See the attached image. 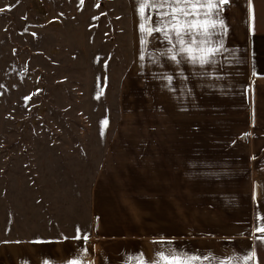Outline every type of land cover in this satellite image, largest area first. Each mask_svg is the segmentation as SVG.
Wrapping results in <instances>:
<instances>
[{"label": "rangeland", "instance_id": "rangeland-1", "mask_svg": "<svg viewBox=\"0 0 264 264\" xmlns=\"http://www.w3.org/2000/svg\"><path fill=\"white\" fill-rule=\"evenodd\" d=\"M263 1L201 67L133 0H0V264H264Z\"/></svg>", "mask_w": 264, "mask_h": 264}, {"label": "snow or ice", "instance_id": "snow-or-ice-1", "mask_svg": "<svg viewBox=\"0 0 264 264\" xmlns=\"http://www.w3.org/2000/svg\"><path fill=\"white\" fill-rule=\"evenodd\" d=\"M133 2L138 7L142 46L145 45L147 36L153 33L161 34L173 45V49L179 46L178 53L170 57L172 61H177V55H180L182 59L201 67L212 64L214 58L223 52V40L213 39L218 35V28L224 29L223 21L217 22L213 17L220 13V6L228 5L230 0H133ZM146 8L149 11H146ZM249 11L251 15V9ZM140 59L143 60L145 57L141 55ZM168 79L171 81V77ZM256 231L261 234L257 237L259 245L264 242V225H258ZM254 255L255 253L246 254L242 264H249ZM198 261H201L200 257L186 256L171 250L168 255L159 253L155 259H144L143 256L137 258V264H194Z\"/></svg>", "mask_w": 264, "mask_h": 264}, {"label": "crops", "instance_id": "crops-1", "mask_svg": "<svg viewBox=\"0 0 264 264\" xmlns=\"http://www.w3.org/2000/svg\"><path fill=\"white\" fill-rule=\"evenodd\" d=\"M249 1V0H248ZM263 5H264V1H263ZM81 254H80V258H81V261L83 262L84 261V264H85V261H87V258H88V255L86 253V251H80ZM264 260V259H263ZM253 264H256L253 260Z\"/></svg>", "mask_w": 264, "mask_h": 264}]
</instances>
